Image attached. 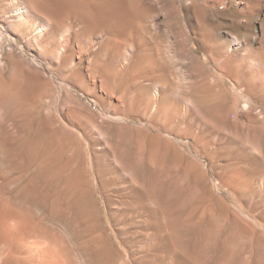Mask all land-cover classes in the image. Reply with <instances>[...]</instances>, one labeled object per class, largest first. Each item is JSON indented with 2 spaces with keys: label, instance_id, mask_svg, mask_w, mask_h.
<instances>
[{
  "label": "rangeland",
  "instance_id": "1",
  "mask_svg": "<svg viewBox=\"0 0 264 264\" xmlns=\"http://www.w3.org/2000/svg\"><path fill=\"white\" fill-rule=\"evenodd\" d=\"M62 1L41 0L52 11ZM126 1L135 9L126 36L121 22L79 24L57 41L55 60L16 28L25 1L0 0V264H214L233 223L255 228L237 238L248 248L264 245V225L245 216L264 210V193L242 171L254 156L240 147L248 137L264 149V0ZM103 28L119 35L115 45L102 46ZM14 75L26 91H9ZM185 95L213 100V116L201 110L211 126L183 116ZM210 220L218 234L200 246Z\"/></svg>",
  "mask_w": 264,
  "mask_h": 264
},
{
  "label": "bare ground",
  "instance_id": "2",
  "mask_svg": "<svg viewBox=\"0 0 264 264\" xmlns=\"http://www.w3.org/2000/svg\"><path fill=\"white\" fill-rule=\"evenodd\" d=\"M25 1V4L23 5V6H20L19 8H17V9H15L14 11H13V14H15V15H17V18L19 19V20H17V21H19V24L17 25V29L22 33V34H25V35H30V36H32V38H33V40H38V39H40V38H42V40H41V42L39 43V44H45V49H46V51L48 52V53H50V55H52V56H54L55 58V60H57V59H59L58 58V48H57V41L59 40V41H64V38H65V36L69 33V31H70V29H72V28H74V26L75 27H77L79 24H82L83 26H87V25H94L95 27H97V28H100V29H102L101 27H104V28H110V27H114V25L115 24H118V23H122V25L120 26V27H122V32H123V34H122V32H121V36H123V35H125L126 36V33L128 32V29H127V26H128V24H129V21H127V19H128V16H130L131 15V17L134 15V11H133V9H134V6H133V4H132V2L130 1H126V0H65L66 2H68L69 4V6L67 7V5H66V9L65 10H61V11H58V10H55V11H52L51 10V8H50V6L48 5H46V6H42V2H41V0H34V1H26V0H24ZM52 1V0H51ZM54 1V3L56 2H63L62 0H57V1H55V0H53ZM185 2V1H184ZM46 4H47V2H46ZM49 4V3H48ZM58 4V3H57ZM63 7H64V5H63ZM56 8V7H55ZM63 9V8H62ZM135 10V9H134ZM248 10V9H247ZM242 13H248V11H241ZM12 15V14H11ZM87 15H90V16H92V18H91V20L90 21H92V24L87 20V18H86V16ZM71 19H74L75 21H76V24L75 23H70L71 25L70 26H73V27H67V26H69V25H67V26H65L64 27V25H66V24H68L67 22H64V21H67V20H71ZM73 22V21H72ZM15 23V22H14ZM16 26V25H15ZM82 26V27H83ZM81 27V26H80ZM116 27V26H115ZM129 27V26H128ZM103 28V29H104ZM117 28V27H116ZM107 29V30H108ZM112 29V28H111ZM119 29V28H118ZM132 29V28H131ZM82 30V29H81ZM5 31V30H4ZM101 31V30H100ZM104 31H105V33H106V38H105V43H101L102 44V46L103 45H108L109 46V44H113L115 41H117L116 40V38L119 36V35H116V33H114L115 31H113V32H111L110 34H108V32H109V30H108V32H106V30L104 29ZM130 33H131V31H130ZM118 34V33H117ZM95 36V35H94ZM44 37V38H43ZM58 37H59V39H58ZM88 37V36H87ZM118 42V41H117ZM143 42V41H142ZM116 43V42H115ZM115 43H114V45H115ZM250 44V43H249ZM249 44H246L244 47H246V49H245V52H246V56H248L250 53H251V44L249 45ZM135 45V44H134ZM241 43L239 42V41H237V40H235V41H233L231 44H230V48H229V50L232 52V50L233 49H238V48H240L241 47ZM244 45V44H243ZM43 46V45H42ZM117 46V45H116ZM249 46V47H248ZM147 48V47H146ZM149 48V47H148ZM125 51V50H124ZM129 51H130V48L127 50V53H126V55H129ZM140 51V50H139ZM143 51V50H142ZM107 53V52H106ZM69 54H71V53H67V54H65L64 55V57L62 58V64L64 63V65L63 66H65V63H66V61L68 60V57L70 56ZM73 55V54H72ZM60 56H61V54H60ZM250 56V55H249ZM71 57V56H70ZM137 57H139V56H137ZM53 58V57H52ZM57 58V59H56ZM72 58V57H71ZM196 58V57H195ZM70 59V58H69ZM129 59V58H128ZM147 59H149V58H147ZM64 60V61H63ZM126 60V59H125ZM52 62V60H49V62ZM55 62V61H54ZM53 62V63H54ZM197 62H198V60H197ZM58 63V62H57ZM133 63V62H132ZM55 64V63H54ZM59 64V63H58ZM200 64V63H199ZM66 65H68L67 63H66ZM14 66V65H13ZM166 66V65H165ZM56 67V66H55ZM158 67V66H157ZM163 67H164V64H163ZM68 68V67H67ZM12 69V68H11ZM64 69V68H63ZM62 69V70H63ZM145 69V68H144ZM160 69V68H159ZM164 69H166V67L164 68ZM14 70V68L12 69V71ZM161 70H162V67H161ZM168 70V69H167ZM156 72V71H155ZM164 73L166 72V71H163ZM162 72V73H163ZM171 72V71H170ZM15 73V72H14ZM151 72H149V74H150ZM163 73V74H164ZM167 73V72H166ZM161 74V73H160ZM9 75V74H8ZM13 75V74H12ZM162 75V74H161ZM161 75H160V77H161ZM138 76V75H137ZM163 77V76H162ZM5 79V81L7 80V78H4ZM11 80H10V83H8V85H7V88L9 89V91H11L12 93H13V91H14V93L13 94H19V93H21V92H24V91H26L28 88H29V85H28V83H27V81L26 80H24V79H22V78H20V77H16V75H14V76H11V78H10ZM184 79V78H183ZM4 82V81H3ZM2 82V83H3ZM83 83V82H82ZM4 84H6L5 82H4ZM3 84V85H4ZM2 85V86H3ZM0 86H1V84H0ZM1 86V87H2ZM146 89V88H145ZM158 89H159V83L157 84V82H155V84L152 86V92H151V94H152V101H153V103H152V105L151 106H156L157 108L159 107H162L163 106V100H162V98H163V90L159 93L158 92ZM3 90V89H2ZM141 90V89H140ZM8 90H7V92H9ZM10 93V92H9ZM206 94V93H205ZM8 95H11V94H7V96ZM148 95V94H147ZM150 95V94H149ZM123 96V95H122ZM6 97V96H5ZM9 97V96H8ZM10 98V97H9ZM22 98V97H21ZM119 98V97H118ZM6 99V98H5ZM120 99H122V98H120ZM122 100H124V99H122ZM10 101V100H9ZM15 101V100H14ZM148 101V100H147ZM151 101V102H152ZM126 104L127 102H125V101H122V105L124 104V103ZM143 102V101H142ZM173 102V101H172ZM145 103V102H144ZM147 103V102H146ZM145 103V104H146ZM181 103V104H180ZM180 105H182V111L184 112V114H183V116H185V115H187L188 113H189V115H190V113L193 115H191L192 116V118L194 117V119L198 122V126H199V124L201 125V126H211V120L209 121L206 117H208V115H211V116H213L214 114H215V111H214V108H213V106H214V102H213V100L212 99H210V97H208L207 99H206V101L204 100V98H200V97H198V96H187V95H185V96H182L181 97V99H180ZM218 103V102H217ZM154 104V105H153ZM178 104V105H179ZM122 105H120V106H122ZM143 105V104H142ZM148 105H149V103H148ZM147 104L146 105H144L146 108H148L149 106H148ZM140 106V105H139ZM168 106V105H167ZM170 106V105H169ZM172 106V105H171ZM118 107V106H117ZM116 107V108H117ZM143 107V106H142ZM115 108V109H116ZM120 108V107H119ZM118 108V109H119ZM142 109H145V108H142ZM163 109H164V107H163ZM162 109V110H163ZM145 110H147V109H145ZM166 110V109H165ZM179 110V109H178ZM201 110L203 111H206L207 113H208V115H203L202 114V112H201ZM167 111V110H166ZM203 111V112H204ZM139 112V111H138ZM141 112V111H140ZM167 113V112H166ZM165 113V114H166ZM205 113V112H204ZM211 113H214V114H211ZM114 114V113H113ZM141 114V113H140ZM182 115V114H181ZM185 117H187V116H185ZM113 121H116V122H120L121 120H123L120 116H118V115H113V116H111L110 117ZM186 120V119H185ZM192 120V119H191ZM195 120H193V121H195ZM182 121H184V119L182 120ZM193 121H191V122H193ZM195 121V122H196ZM122 122V121H121ZM154 122V121H153ZM179 122V121H178ZM185 122V121H184ZM188 122V121H187ZM189 124H190V122H188ZM194 124V123H193ZM197 124V123H196ZM196 124L194 125V126H196ZM4 125V124H3ZM110 125V124H109ZM95 126V129L98 131V132H100V129H102L103 128V126L102 125H99V124H97V125H94ZM111 126V125H110ZM193 126V125H192ZM20 128V127H19ZM107 128H108V126H107ZM126 128V127H125ZM204 128V127H203ZM110 130V129H109ZM219 130V129H218ZM17 131V130H16ZM3 137V136H2ZM7 137V136H6ZM225 137V136H224ZM230 137V136H229ZM232 138V137H231ZM255 139V138H254ZM226 140V139H225ZM243 140H245V142L247 143V142H249V144L250 145H240V147H241V150H242V152L243 151H245V152H248V153H250V154H252L255 158H256V160H257V162H253L252 161V159H255L254 157H252V156H247V154H245L244 156L245 157H247L248 158V160H245V159H243L244 161V166L246 167V169L245 168H243L242 167V171H247V173L249 174L248 176V178H250L252 175H254V176H257V182H258V184H259V188L261 189V192L262 193H264V149L263 148H261L260 147V145H255L254 144V142L252 143V142H250L249 141V139H248V137H245ZM222 141V140H221ZM230 141V140H229ZM236 141V140H235ZM239 141V140H238ZM204 142V141H203ZM223 142V141H222ZM225 142V141H224ZM243 142V141H242ZM240 143V142H239ZM244 143V142H243ZM245 143V144H246ZM222 146V145H221ZM228 149V148H227ZM222 150V149H221ZM226 150V149H225ZM13 152V151H12ZM234 152V151H233ZM241 152V151H240ZM232 153V152H231ZM243 154V153H242ZM241 154V155H242ZM249 154V155H250ZM42 156H44V155H42ZM236 156V155H235ZM20 157V156H19ZM244 157V158H245ZM23 159V158H22ZM206 159V158H205ZM228 159V158H227ZM115 161H116V163H118L120 166H119V168H120V170L123 168V169H125V170H123V172H126L127 171V168L128 169H131V171L133 170L132 169V164H129L128 162H119L118 161V159H116L115 158ZM228 161V160H227ZM247 161H250L249 162V165H246V163H247ZM144 162V161H143ZM232 163V162H231ZM231 163H230V165H231ZM233 163H235V161H233ZM225 164H226V162H225ZM229 164V163H228ZM193 165V164H192ZM230 165H228L229 167H231ZM235 165V164H234ZM227 166V167H228ZM236 166V165H235ZM106 167V166H105ZM118 167V166H117ZM237 167H238V165H237ZM240 168V167H239ZM238 168V169H239ZM231 169H233V168H231ZM245 169V170H244ZM235 170H237V168L235 169ZM234 171V170H233ZM225 172H227V170H225ZM224 173V172H223ZM222 173V175H224ZM230 173V172H229ZM239 173V172H238ZM247 173H246V175H247ZM155 174V173H154ZM240 174V173H239ZM231 175V174H230ZM245 175V176H246ZM233 177H234V175H233ZM227 178H229V177H227ZM227 178H226V180H227ZM238 178H239V176H238ZM241 178V177H240ZM243 178H245V177H243ZM247 178V177H246ZM233 179V178H232ZM132 180H133V182H135L134 181V179L132 178ZM230 180V179H229ZM228 180V181H229ZM234 180V179H233ZM245 180H247V179H245ZM249 180V179H248ZM247 180V181H248ZM220 181H221V179H220ZM250 181H253V180H250ZM137 182V181H136ZM135 182V183H136ZM227 182V181H226ZM230 182V181H229ZM232 182H234V181H232ZM239 182V181H238ZM238 182H236V184L238 183ZM222 183V182H221ZM241 183V182H240ZM249 183V182H248ZM247 183V184H248ZM224 184H225V181H224ZM228 185H230V183H227ZM245 184V183H244ZM221 185V184H220ZM239 185V184H238ZM222 186V185H221ZM227 186V185H226ZM231 186H232V184H231ZM228 187V186H227ZM234 187H235V185H234ZM234 187H232L233 189H235ZM238 187V186H237ZM247 187V186H246ZM228 188H230V186L228 187ZM242 188V187H241ZM245 188V187H244ZM237 189V188H236ZM235 191V190H234ZM233 191V192H234ZM245 191H247V190H245ZM248 193V192H247ZM246 193V194H247ZM261 193V194H262ZM139 194V193H138ZM260 194V195H261ZM136 194H134V196H135ZM190 195V194H189ZM238 195V194H237ZM242 196V195H241ZM247 196V195H246ZM124 197V196H123ZM137 197V196H136ZM248 197V196H247ZM250 197V196H249ZM215 198V197H214ZM135 199V198H134ZM249 199V198H248ZM251 199V198H250ZM253 199V198H252ZM252 199H251V201H252ZM123 200H124V198H123ZM126 200V199H125ZM256 200V199H255ZM245 202H247V201H245ZM254 202V201H253ZM258 202V201H257ZM260 203V202H259ZM251 205H252V202H251ZM258 205V204H257ZM257 205L255 206V208H253V209H251V210H248L247 211V213H245V214H247V215H245L244 213H243V215H245L246 216V218L247 217H255V218H257L258 220H257V222L259 221L260 223H261V225L259 224V225H257V226H263L264 225V210H259L258 208H257ZM250 206V205H249ZM244 207H245V205H244ZM252 207H253V205H252ZM249 209H250V207H249ZM241 212H242V210H241ZM240 212V213H241ZM233 212L231 211V214H232ZM241 215H242V213H241ZM239 217V216H238ZM229 218V217H228ZM231 218V217H230ZM229 218V219H230ZM240 218V217H239ZM239 218H237V219H239ZM146 219V218H145ZM228 219V220H229ZM237 219L234 221V222H236L237 221ZM214 220V219H213ZM213 220H210V222H209V224L208 225H206L205 226V228H203V230H202V233H200V235L202 234V236H201V239H200V241L202 242L201 243V245L200 246H204V243L206 244H209L208 243V241L211 239V238H213L214 236H216V234H218V226H215V228H212L213 227V223H214V221ZM227 220V221H228ZM231 220H233V218L231 219ZM246 220V219H245ZM255 220V219H254ZM247 221H248V219H247ZM218 222V221H217ZM231 223L233 222V221H230ZM242 222V221H241ZM241 222H239V223H241ZM251 222V221H250ZM254 222V221H253ZM206 223V222H205ZM219 223V222H218ZM231 223H229L230 225H231ZM244 223H245V221H244ZM241 224H243V223H241ZM254 224H255V222H254ZM218 225V224H217ZM219 225H221L220 223H219ZM236 225H240V224H237L236 223ZM241 226V227H240ZM239 226V229L237 228V226H235L234 225V223L232 224V228L230 229V227L228 228V229H230L228 232H226V237H225V247L223 248V255H218V257H217V259L216 260H214L215 261V263L214 264H264V245L262 246V244L263 243H261L260 245V247L259 248H261L260 250H258V249H256L257 247V245H256V243L255 242H253V243H255V244H253V245H256V246H254V247H256L254 250L252 249L253 248V246L251 245V244H245V242L244 241H242V240H238L237 238H241L242 236H240V234H242V231H243V233L246 235L247 234V232H249V231H251V233H253V235L255 234L254 232H255V228L253 229V228H251V226H248L247 225V227L244 229V227H242V225H240ZM223 227V226H222ZM221 227V228H222ZM220 228V229H221ZM226 228V229H227ZM246 229H248V231L246 230ZM264 229V228H263ZM201 230V229H200ZM247 231V232H246ZM250 233V232H249ZM248 233V234H249ZM247 234V235H248ZM212 235V236H211ZM250 236L252 235V234H249ZM235 239H237V240H235ZM250 240V239H249ZM199 240H198V242H200ZM258 241V240H257ZM209 242H211V240L209 241ZM260 243V242H259ZM200 244V243H199ZM199 244H198V247L200 248V246H199ZM206 244V245H207ZM252 246V248H248V246ZM151 247V246H150ZM161 247V246H160ZM197 247V248H198ZM205 247V246H204ZM195 249V250H197V251H199L198 249ZM204 250L206 251V249L204 248ZM234 250H236L238 253H243L242 254V256H240V258H241V261L239 262L238 261V263H237V259H236V257L235 256H233V257H235V259H236V263L234 262L235 261V259H233L232 258V255L234 254V253H236V251H234ZM196 251V252H197ZM201 251V250H200ZM161 252V251H160ZM163 252V251H162ZM198 254H205L206 255V253H203V251H202V253H198ZM198 254H196L197 256H198ZM229 254H231V257L229 256H227V255H229ZM237 254V253H236ZM235 254V255H236ZM201 255H200V257H201ZM197 259L196 260H199V257H196ZM203 258V257H202ZM239 258V259H240ZM200 261V260H199ZM213 261V262H214ZM204 262V261H203ZM42 263V262H41ZM48 263V262H47ZM197 263V262H196ZM208 263V262H207ZM206 263V264H207ZM167 264V263H166ZM201 264H202V262H201ZM213 264V263H212Z\"/></svg>",
  "mask_w": 264,
  "mask_h": 264
}]
</instances>
